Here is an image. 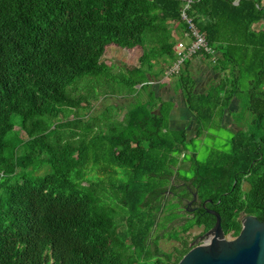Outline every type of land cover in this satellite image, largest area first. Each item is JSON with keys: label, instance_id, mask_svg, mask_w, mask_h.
<instances>
[{"label": "trees", "instance_id": "1", "mask_svg": "<svg viewBox=\"0 0 264 264\" xmlns=\"http://www.w3.org/2000/svg\"><path fill=\"white\" fill-rule=\"evenodd\" d=\"M182 12L210 52L161 82L189 32ZM110 45L137 50L136 63L112 74ZM195 59L215 77L202 93ZM157 83L182 99L197 138L229 112V150L184 164L191 140L170 127ZM108 92L135 96L130 109L96 110ZM179 181L224 235H239L241 214L264 216V0H0V264H178L183 236L216 222L176 221L174 201L189 197ZM160 239L180 245L165 252Z\"/></svg>", "mask_w": 264, "mask_h": 264}, {"label": "rangeland", "instance_id": "2", "mask_svg": "<svg viewBox=\"0 0 264 264\" xmlns=\"http://www.w3.org/2000/svg\"><path fill=\"white\" fill-rule=\"evenodd\" d=\"M176 43L178 42H183L185 44H189V39L184 38L181 39L179 35H176ZM138 57V51L137 50H124L121 48H118L114 45H110L106 49V53L104 55V62L108 66H112V74H117L120 69H125L127 66L134 65L136 63ZM210 65H206V68L208 71H204L203 73H198L196 75L199 76V79L201 80V83L199 85V91L205 90L209 84L212 82L215 77L211 74L209 71ZM170 69H168L166 72H168ZM202 75V76H201ZM204 76V77H203ZM172 76H170L168 79L163 80L164 82L170 83L172 80ZM139 88V86H138ZM109 91H111L110 87L108 88ZM166 91V90H165ZM167 94V91H166ZM113 97H109L108 100H103L102 103H94L95 109H101L104 108L106 105H114L115 103H120L122 106H124V100L123 99H117ZM236 105H232L230 108V111L235 110ZM123 113V112H121ZM103 115H101L102 117ZM189 123H186V118L185 120L178 123L174 124L178 128H186L188 131V138L193 139L190 142L186 144L185 150L183 151L182 156H180V160L188 165L191 164L192 166L194 165V162H199V163H205L207 162L208 158L213 155L216 152H222V151H228L229 150V140L233 137L234 131H236V126L232 124L231 118L229 115V112L225 113V116L222 120L217 119L214 124L206 131L204 130L202 134L197 138L196 137V131L197 129L194 127V125L191 126L192 123V116H188ZM73 118L72 116L67 117L68 120ZM192 119V120H191ZM191 121V122H190ZM189 124V125H188ZM188 125V127H186ZM15 130L18 132L19 137L22 139L26 138V135L24 134L23 131L20 130L19 126L15 127ZM97 131V129L95 130ZM195 156V157H194ZM189 166L187 169V166H185V169H179V174L184 176L186 175L189 178L193 177V167ZM181 167V165H179ZM184 184L183 182L179 181L178 185ZM188 187L192 188L189 183ZM186 184V185H187ZM248 186L245 185V189H247ZM168 193L166 196L168 197ZM186 208L185 204H181L180 208L176 210L178 215H181L183 217L182 219L187 218L188 216L186 215ZM182 212H179L181 211ZM160 217V213L154 214L150 216L147 219H151V221L154 222V226L152 228V232L150 236L148 237V241L150 240L151 236L153 235L155 224L158 222V219ZM118 224H122L121 222H117ZM201 231L199 229H192L188 234L183 236V239L189 242L190 244L195 243L196 241L205 240L203 236H200ZM199 236V237H198ZM198 237V238H196ZM205 242V241H204ZM159 248L162 251L165 252H172L175 248H177L180 244L174 241H168L167 239H160L158 242ZM151 259L152 261H155V256L151 254Z\"/></svg>", "mask_w": 264, "mask_h": 264}, {"label": "water", "instance_id": "3", "mask_svg": "<svg viewBox=\"0 0 264 264\" xmlns=\"http://www.w3.org/2000/svg\"><path fill=\"white\" fill-rule=\"evenodd\" d=\"M208 212L216 217L215 226L178 264H264V224L244 219L239 235L230 238L222 231L219 215Z\"/></svg>", "mask_w": 264, "mask_h": 264}, {"label": "crops", "instance_id": "4", "mask_svg": "<svg viewBox=\"0 0 264 264\" xmlns=\"http://www.w3.org/2000/svg\"><path fill=\"white\" fill-rule=\"evenodd\" d=\"M198 65H199V67H198ZM205 66L206 65H203V63L201 61L197 60V59H195L193 61L192 74L196 78L197 91L200 92V93L206 91L207 88L205 90H203V91H199L198 87H199V85L201 83V80L199 79V76L196 75V74H197V72L198 73H203L204 71H208ZM159 83L155 84V86H154V90L156 91L157 96L161 97L163 100H167V99L171 100L174 103V108H173V110L171 112V115H170V127L173 128V129H181V128L176 127L174 124H178V123L184 121L185 120L184 118H186L185 122L189 123V119H188L187 115L188 116H192V115L186 110V107L183 104V101H182V99L180 97H178L176 95H173L171 93L170 88H168V87L164 88V89L159 88L158 87ZM137 89H138V87H137ZM165 90L167 91V94H166ZM108 94H109L110 98L113 97L111 92H108ZM114 98H117L118 100L119 99H123L125 101L124 102V106H122V104H120V103H117V104L115 103L114 105H111L110 108L114 109V107H115L114 110L119 111L121 109V107H123V111L122 112L124 113L125 111L130 109V102H133V98H135V96H132V97L128 96L127 98L126 97L123 98L121 96H118V97L116 96ZM142 99L145 100V95L142 97ZM120 114H122V113H120ZM192 118H193V116H192ZM188 125L186 127H188ZM192 125H194V127L197 129V125L195 124L194 118H193L192 123H191V126ZM101 127H102V129L105 130L107 128V125L106 124L105 125H101ZM188 140H193V139H191V138L189 139L188 138Z\"/></svg>", "mask_w": 264, "mask_h": 264}, {"label": "flooded vegetation", "instance_id": "5", "mask_svg": "<svg viewBox=\"0 0 264 264\" xmlns=\"http://www.w3.org/2000/svg\"><path fill=\"white\" fill-rule=\"evenodd\" d=\"M181 187V186H183V187H185V189L187 190V192L189 193V197L188 198H178V199H176L175 201H174V203H176V204H178V208H180V206H181V204L183 203V204H185V206H186V208H184V210H186L187 212H186V215L188 216L187 217V219H191V218H195V216L196 215H202V211H206V212H208V211H210V210H208L207 208H206V205H207V203H208V201H204V202H202L200 199H199V197H198V193H197V190L195 189V188H193L192 186H191V184H190V186L192 187V188H189L188 187V184L186 185V184H181V185H178L177 187ZM170 189V188H169ZM167 194V193H166ZM179 196V194L177 195V197ZM179 212H182V210L181 211H179ZM176 214H178L177 212H175ZM250 217H253L254 219H257L260 223H262V224H264V216H259V217H257V216H253V215H248V214H241L239 217H238V219L240 220V224H241V229H242V222L244 221V219H249ZM183 217H181V215H179V219H177L176 221L178 222V221H180L181 219H182ZM261 219H263V220H261ZM193 229H199L200 231H201V233H200V236H203V238L205 239L206 237H205V234H207V233H204L203 232V227H194ZM191 231V230H190ZM189 231V232H190ZM241 231V230H240ZM226 236V235H225ZM228 237H230V238H235L234 236H232L231 234H228L227 235ZM199 237V236H198ZM198 237H196V238H198ZM202 243H204V241L203 240H201V244ZM196 245H200V241H196L195 243H193V244H190V246H191V248L193 247V246H196Z\"/></svg>", "mask_w": 264, "mask_h": 264}, {"label": "built area", "instance_id": "6", "mask_svg": "<svg viewBox=\"0 0 264 264\" xmlns=\"http://www.w3.org/2000/svg\"><path fill=\"white\" fill-rule=\"evenodd\" d=\"M182 18L185 20L189 27V32L185 33V37L188 38L190 41L189 44H185L183 42L176 43L174 47V52L177 55L178 59L176 63L172 66V68L164 74V77L161 82H164L163 80H166L170 76L177 74L182 62L185 59L195 55V53L200 49H204L206 52H210V50L206 46L204 37L198 33V31L192 25L191 20L187 18L184 12H182Z\"/></svg>", "mask_w": 264, "mask_h": 264}]
</instances>
